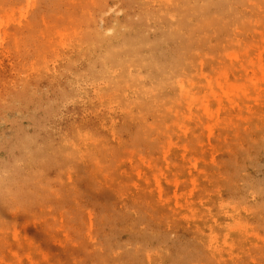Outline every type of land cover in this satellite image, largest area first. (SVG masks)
I'll list each match as a JSON object with an SVG mask.
<instances>
[{
    "label": "rangeland",
    "instance_id": "obj_1",
    "mask_svg": "<svg viewBox=\"0 0 264 264\" xmlns=\"http://www.w3.org/2000/svg\"><path fill=\"white\" fill-rule=\"evenodd\" d=\"M0 181V264H264V0H0Z\"/></svg>",
    "mask_w": 264,
    "mask_h": 264
},
{
    "label": "bare ground",
    "instance_id": "obj_2",
    "mask_svg": "<svg viewBox=\"0 0 264 264\" xmlns=\"http://www.w3.org/2000/svg\"><path fill=\"white\" fill-rule=\"evenodd\" d=\"M164 1H165V4H167L169 1H172V0H164ZM51 5H55V1H51ZM206 6H207V2L206 1H203L202 4H199V5H196V6H193V7L189 6V5H186V2H184L183 14H184V16H186V15H191L194 12L202 13L201 21H200V26L201 27H206L210 22H217L219 25H222V17H221V15H218V16H215V17L207 16L206 10H205ZM164 7L167 8V6H164ZM166 8H164L165 11H166ZM165 11H163L162 17L167 19L168 16H167ZM244 24L246 26H249V23H244ZM175 28H178V25H175ZM97 38H98V41H101L103 39L99 35H97ZM126 45H129V44L127 43ZM188 48H189V45L187 44L186 49H188ZM125 49L126 48L124 46L123 50H125ZM114 50H115L114 48H109L105 52L103 57L106 60L110 61L113 65H117L118 67H122L123 69H125L128 61L126 59L117 60L116 57H114V54H115ZM117 50H119V49H117ZM179 61H180V59H179ZM154 64H155V67L158 69V71L163 73V77L161 78V82L158 83V86H161L162 83L169 82V81L173 80V77H174V69H173V67H172V69H170V68H167L166 66H161L159 63H154ZM164 72H166L170 76H167ZM109 95L115 96L114 93H111ZM177 98H179V97H177ZM179 102L181 103L182 100H176V97H175L174 100H173V105L172 106H168L169 107L168 110L174 109L175 106H177V104ZM142 133H143L142 130H137L135 132V134H134V139L138 140L142 136ZM36 155H38V154H36L34 152L25 153V156H26L25 162L28 163V164H25V165L20 160L21 153L19 155H17V158H15L14 160L17 159L18 163L15 162V163L12 164V168L14 170H16V171H14L12 173V175H13L12 177L14 179H16L14 177L15 175L18 177V175H23V174L27 173L29 171V169L31 168V165H29V164L36 157ZM40 161H41V163H45L46 159L43 158V159H40ZM36 172H38V171H36ZM2 182L3 181H0V184ZM24 182L28 183L27 180H25ZM259 190H263L264 191V184L260 186ZM0 193H1V191H0ZM132 216L135 219V223H132L129 220L124 219L122 221L123 222V226H121L120 229H125L127 232H129V234L131 236L130 238L132 240H134L135 239L134 236L136 235V233L143 231L142 223H143L144 220L142 219V215H140L139 213H136V211L134 213H132ZM27 245L29 247V244H27ZM114 247H116V245ZM109 248H110V244L107 243V244H105V247H104L103 251H99V254L96 256L98 264H139L138 259H137V256H138V253H139V249L138 248L136 250L134 249V253L133 254H129L128 257H127L128 253L124 249L122 251L117 252L116 256H114V257H113V255L110 256L109 253H107V251H108L107 249H109ZM124 251L126 253H124Z\"/></svg>",
    "mask_w": 264,
    "mask_h": 264
}]
</instances>
